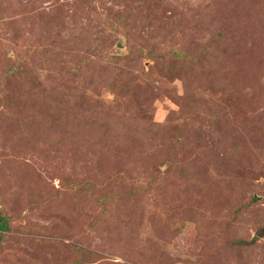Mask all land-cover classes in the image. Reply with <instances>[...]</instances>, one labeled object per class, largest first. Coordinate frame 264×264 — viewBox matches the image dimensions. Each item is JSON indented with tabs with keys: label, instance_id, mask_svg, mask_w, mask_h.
<instances>
[{
	"label": "rangeland",
	"instance_id": "374dc122",
	"mask_svg": "<svg viewBox=\"0 0 264 264\" xmlns=\"http://www.w3.org/2000/svg\"><path fill=\"white\" fill-rule=\"evenodd\" d=\"M0 264H264V0H0Z\"/></svg>",
	"mask_w": 264,
	"mask_h": 264
},
{
	"label": "trees",
	"instance_id": "16d2710c",
	"mask_svg": "<svg viewBox=\"0 0 264 264\" xmlns=\"http://www.w3.org/2000/svg\"><path fill=\"white\" fill-rule=\"evenodd\" d=\"M0 228H4L3 219L2 218H0Z\"/></svg>",
	"mask_w": 264,
	"mask_h": 264
}]
</instances>
